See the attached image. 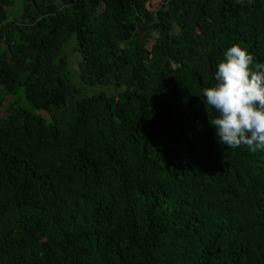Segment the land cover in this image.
<instances>
[{
	"label": "trees",
	"instance_id": "16d2710c",
	"mask_svg": "<svg viewBox=\"0 0 264 264\" xmlns=\"http://www.w3.org/2000/svg\"><path fill=\"white\" fill-rule=\"evenodd\" d=\"M16 2L0 0V264H264V150L218 143L202 92L233 45L264 63V0Z\"/></svg>",
	"mask_w": 264,
	"mask_h": 264
},
{
	"label": "clouds",
	"instance_id": "9594fccd",
	"mask_svg": "<svg viewBox=\"0 0 264 264\" xmlns=\"http://www.w3.org/2000/svg\"><path fill=\"white\" fill-rule=\"evenodd\" d=\"M215 85L202 90L203 102L217 115L209 118L217 142L227 148L264 150V63L254 65L245 48L233 45L214 73Z\"/></svg>",
	"mask_w": 264,
	"mask_h": 264
},
{
	"label": "rangeland",
	"instance_id": "374dc122",
	"mask_svg": "<svg viewBox=\"0 0 264 264\" xmlns=\"http://www.w3.org/2000/svg\"><path fill=\"white\" fill-rule=\"evenodd\" d=\"M23 0H17L16 2V5L13 6V7H9L8 10L11 12V14L13 16H18L20 15V13L22 12L23 10ZM66 51H67V54L71 56V71H72V74H74V78L76 80V83L79 84L80 83V65H79V62L80 60L82 59V54L81 52L78 50L77 48V44L75 41H72L71 43H69L66 47ZM86 93H90V94H96V93H99V92H103V91H106L108 92L109 94L113 95V94H116V90L114 89L113 86H109V87H106V86H94V87H91L89 86V88H86ZM41 115H44L46 117H48V115L44 112H41L40 113ZM6 115V109L4 108V106H2L0 104V116H4Z\"/></svg>",
	"mask_w": 264,
	"mask_h": 264
}]
</instances>
